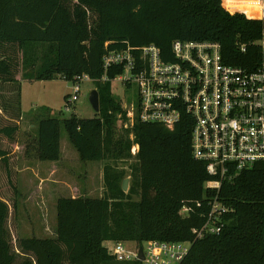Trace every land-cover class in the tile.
Returning a JSON list of instances; mask_svg holds the SVG:
<instances>
[{
  "label": "trees",
  "instance_id": "obj_1",
  "mask_svg": "<svg viewBox=\"0 0 264 264\" xmlns=\"http://www.w3.org/2000/svg\"><path fill=\"white\" fill-rule=\"evenodd\" d=\"M263 33L264 20L235 0H0V160L7 172L15 151L5 148L4 138L18 142L22 80L87 75L99 96L94 117L39 118L27 154L58 160L61 124L82 160L129 158L137 145L127 193L124 171L107 161L102 196L56 199L54 236L14 242L8 221L17 201L10 209L0 198V264H125L104 242L148 240L190 241L180 264H264V161L223 181L218 191L204 187L210 176L192 155L191 117L168 128L135 115L120 133L117 115L125 118V112L110 82L122 66L103 64L107 50L148 44L172 60L171 45L179 39L217 42L224 63L252 69L263 57ZM215 195L227 208L221 230L196 238L193 228L203 224ZM183 205L190 207L186 215L179 213Z\"/></svg>",
  "mask_w": 264,
  "mask_h": 264
},
{
  "label": "built area",
  "instance_id": "obj_2",
  "mask_svg": "<svg viewBox=\"0 0 264 264\" xmlns=\"http://www.w3.org/2000/svg\"><path fill=\"white\" fill-rule=\"evenodd\" d=\"M264 20V0H235ZM263 57L254 68L223 62L220 45L211 41L174 40L172 60H166L154 44L107 50L104 67L122 66L114 79L135 89L133 107L138 119L173 128L187 114L191 117V151L205 164L210 178L204 187L216 191L225 180L264 161V33L259 41ZM87 80V75L73 81ZM102 79H105L103 77ZM67 100V107L78 99V84ZM132 151V150H131ZM196 206H200L197 201ZM210 209L196 238L217 234L221 215L227 208L217 195L208 203ZM190 210L183 205L179 213ZM112 242L111 254L117 261L131 264H180L188 254L190 241L148 240L138 248L128 249L124 242Z\"/></svg>",
  "mask_w": 264,
  "mask_h": 264
},
{
  "label": "rangeland",
  "instance_id": "obj_3",
  "mask_svg": "<svg viewBox=\"0 0 264 264\" xmlns=\"http://www.w3.org/2000/svg\"><path fill=\"white\" fill-rule=\"evenodd\" d=\"M18 76H20V73ZM75 84H78L80 87V91L77 93L78 99L70 103L68 109H66L67 100L74 94L73 86ZM110 85L113 98L125 112V118H122L121 114L117 115L116 127L121 133V130L130 127L135 119V109L133 107L135 89L127 87L126 84L117 79L111 80ZM93 88L97 89L95 81L90 78L77 82L61 77H56L51 80L21 81V112L23 118L20 119L18 142L13 145L4 138L5 148L15 151L10 155L11 163L9 164V172H7L6 166L0 160V198L7 200L10 209L13 199L17 201L16 212L12 213L8 221L13 231L12 237L14 242L16 238L32 235L40 237L54 236L56 226V194L53 195L49 191L47 181L42 182V180H39V177L44 175L45 167L42 165H34L36 168V177L31 170L26 169L29 163L26 159L25 154L27 153L23 145H26V143L30 142L37 135L39 118L56 116L62 119L73 114L81 118L94 117L97 112L93 109L88 99L89 92ZM1 91L3 92V89H0V93H2ZM66 95H68L67 98H65ZM131 150L132 154L135 155L137 145L134 144ZM60 151L62 153L61 157L67 152L66 155L71 160L70 166L75 171H73V175L71 174L72 177L70 180L76 183L79 190H81L84 186V177L81 173H85L93 165L95 166L97 161H83L79 158L78 152L69 141L62 124L60 125ZM133 155L124 159H106V161L115 163L116 167L122 169L125 173L124 178H128V187L126 191H123L125 193H127L131 184L129 165L135 161ZM31 160L36 163L39 162L37 159H30L29 161ZM40 162L42 164H49V161ZM99 181L96 179L94 173L90 181V189L87 191H91L92 197H100L105 193V186L101 188L102 185L99 184ZM36 183H39L42 188L38 187L37 189L35 186ZM13 186L18 189L17 195L13 193ZM61 192L64 194L63 196L71 195L70 190H63ZM77 194L80 195V192ZM132 199L136 200L137 196L132 195ZM111 243L110 241L104 242L105 247L110 251L113 245ZM124 245L128 249H133L134 247L139 248L140 246L135 241H125Z\"/></svg>",
  "mask_w": 264,
  "mask_h": 264
},
{
  "label": "crops",
  "instance_id": "obj_4",
  "mask_svg": "<svg viewBox=\"0 0 264 264\" xmlns=\"http://www.w3.org/2000/svg\"><path fill=\"white\" fill-rule=\"evenodd\" d=\"M21 118H23V117L21 116ZM23 147H25V144L23 145ZM61 154L62 153L60 151V158L56 161H49V164H42L40 161H43V160H39L35 156L34 153L32 155L31 154H25L26 159L28 160V163H29L28 166L26 167V169L31 170L32 173H34L35 177L37 176V174L35 173L36 168L34 165H42L43 167H45L44 175L39 177V180L40 181L42 180V182L47 181L46 183H47V188L49 189V191H51V193L53 195L56 194L55 200L58 197L64 195L61 192L63 190H70L71 195L68 194L70 197L92 196L91 191L90 192H87V191H89V189H90V186H91L90 181H91V178L94 175V173H95L96 179L100 180L99 184L102 185L101 188H104L103 169H104L105 163H107L106 160L97 161L95 166L93 165L85 173H81L82 176L84 177V186L81 190H79L78 185L74 182H71V180H70V178L73 175V171H74V168H71V166H70L71 160H69V158L67 157V155H66L67 152L64 153L62 157H61ZM30 159H33V160L37 159V160H39V162L36 163L35 161H32V160L29 161ZM83 161H88V160H83ZM35 186L37 189H38V187H41L39 185V183H36ZM103 191H104V189H103ZM78 192H80V195L77 194ZM97 197H99V196H97Z\"/></svg>",
  "mask_w": 264,
  "mask_h": 264
},
{
  "label": "water",
  "instance_id": "obj_5",
  "mask_svg": "<svg viewBox=\"0 0 264 264\" xmlns=\"http://www.w3.org/2000/svg\"><path fill=\"white\" fill-rule=\"evenodd\" d=\"M88 99H89V102H90L91 106L93 107V109L96 112H98L99 111V96H98L97 89H95V88L91 89V91L89 92ZM127 187H128V178H124L122 180L121 188L123 191H126ZM138 258L139 259L143 258L142 245H140L138 248Z\"/></svg>",
  "mask_w": 264,
  "mask_h": 264
}]
</instances>
